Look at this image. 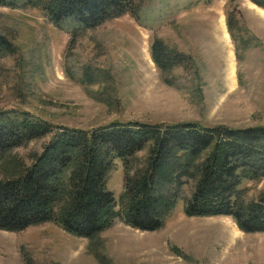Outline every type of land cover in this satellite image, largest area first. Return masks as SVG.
<instances>
[{
    "label": "rangeland",
    "instance_id": "obj_1",
    "mask_svg": "<svg viewBox=\"0 0 264 264\" xmlns=\"http://www.w3.org/2000/svg\"><path fill=\"white\" fill-rule=\"evenodd\" d=\"M49 1L0 6L8 46L0 50V112L52 127L1 156L0 180L18 176L59 127L264 126V8L252 0H144L137 16L87 29L74 17L55 24ZM155 39L180 56L166 72L151 56ZM147 155L148 145L128 160L131 172L143 169ZM126 170L114 157L105 179L119 212ZM182 180L159 228L141 230L119 215L91 236L52 220L0 229V264H264V231L245 232L229 216L187 215L193 180ZM240 197H264V175L244 179Z\"/></svg>",
    "mask_w": 264,
    "mask_h": 264
},
{
    "label": "trees",
    "instance_id": "obj_2",
    "mask_svg": "<svg viewBox=\"0 0 264 264\" xmlns=\"http://www.w3.org/2000/svg\"><path fill=\"white\" fill-rule=\"evenodd\" d=\"M143 1L50 0L47 7L55 24L74 17L81 29H87L125 13L137 16ZM252 1L264 8L260 0ZM17 3L0 0L4 7ZM2 45L6 40L0 36L1 51ZM151 56L163 72L180 58L166 54L159 39L152 43ZM4 115L0 112V158L51 132L52 127L40 122ZM146 145L143 169L131 172L130 158ZM114 157L122 159L127 169L120 212L105 184ZM263 175L264 126L200 127L187 122L161 128L113 122L91 133L59 127L18 176L0 180V229L18 231L52 220L67 232L91 236L120 215L129 226L154 230L174 206L182 179L189 177L193 192L185 202L187 215L229 216L245 232H262L264 197L246 203L240 185Z\"/></svg>",
    "mask_w": 264,
    "mask_h": 264
}]
</instances>
